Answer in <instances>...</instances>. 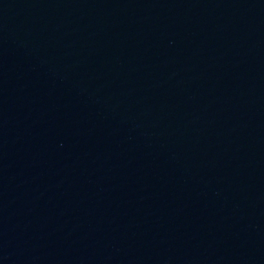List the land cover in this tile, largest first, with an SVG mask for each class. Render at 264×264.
<instances>
[{
    "label": "water",
    "instance_id": "1",
    "mask_svg": "<svg viewBox=\"0 0 264 264\" xmlns=\"http://www.w3.org/2000/svg\"><path fill=\"white\" fill-rule=\"evenodd\" d=\"M264 75V0H0V135L102 124Z\"/></svg>",
    "mask_w": 264,
    "mask_h": 264
}]
</instances>
